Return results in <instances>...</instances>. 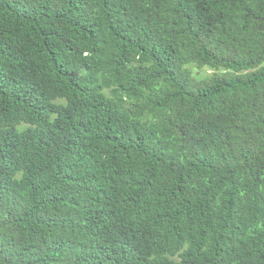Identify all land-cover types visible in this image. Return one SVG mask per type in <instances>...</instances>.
Masks as SVG:
<instances>
[{
  "label": "trees",
  "instance_id": "1",
  "mask_svg": "<svg viewBox=\"0 0 264 264\" xmlns=\"http://www.w3.org/2000/svg\"><path fill=\"white\" fill-rule=\"evenodd\" d=\"M0 264H264V0H0Z\"/></svg>",
  "mask_w": 264,
  "mask_h": 264
},
{
  "label": "rangeland",
  "instance_id": "2",
  "mask_svg": "<svg viewBox=\"0 0 264 264\" xmlns=\"http://www.w3.org/2000/svg\"><path fill=\"white\" fill-rule=\"evenodd\" d=\"M191 71H192L193 75H195V76L200 75L201 77L206 76V75H210L212 73V71H210L208 69H203L201 71H197L196 69H194L192 67H191Z\"/></svg>",
  "mask_w": 264,
  "mask_h": 264
}]
</instances>
